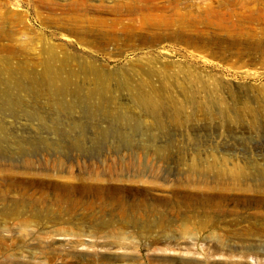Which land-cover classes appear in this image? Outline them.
<instances>
[{
	"label": "rangeland",
	"instance_id": "374dc122",
	"mask_svg": "<svg viewBox=\"0 0 264 264\" xmlns=\"http://www.w3.org/2000/svg\"><path fill=\"white\" fill-rule=\"evenodd\" d=\"M152 5L0 0V194L60 203L0 224V264H264L225 232L264 195V0Z\"/></svg>",
	"mask_w": 264,
	"mask_h": 264
},
{
	"label": "bare ground",
	"instance_id": "6f19581e",
	"mask_svg": "<svg viewBox=\"0 0 264 264\" xmlns=\"http://www.w3.org/2000/svg\"><path fill=\"white\" fill-rule=\"evenodd\" d=\"M165 1L166 2L163 3L162 0H152L153 5L147 8L146 10L151 13L149 16L146 17V20L151 23L152 21L155 20V22L152 23L154 26H158L161 23H170L173 21V18L168 19L166 17L165 12L169 8L170 0H165ZM154 11L158 12L159 15L157 14L152 15V12ZM174 14L175 12L171 11V15L173 16ZM185 18L186 16L182 14V21H184ZM225 18H226V15H225ZM189 22H192V21H189ZM63 84H65V82H63ZM20 149L23 150V147L21 146ZM6 152H7L6 148L0 145V156L5 155ZM23 162H24V159L22 163ZM54 185L56 186V184ZM43 197L44 195L35 196V195H30V194H24L14 201V200H8L7 195L4 192H1L0 201H1V205L4 210L0 212V224H7L9 223L10 220L14 219L20 225L28 227V226H31L32 224L45 223V221L53 222L57 219H60V203L55 202L52 204L53 206H56L57 209H55L51 207V204L50 203L48 204V202H46V200ZM234 201L244 206L241 210L243 212V213L241 212L243 214V217L239 220H236L237 222L235 223H239V224L243 223L244 225L239 228L238 230L239 232L237 234L235 232L233 233L231 230H225V232H230L231 234H234L239 237L245 236L247 238V237L253 236V237H257L258 239H263L264 221L262 220H264V195L241 197ZM121 203L122 202L120 201V206H121ZM95 204L96 203H91L90 210L96 207H99L98 205H95ZM132 208H133V211L137 209L136 207H132ZM254 208H257V209H254ZM65 211L67 213L66 209ZM119 214H120V218L123 221H127L128 223L137 222V217H138L137 214L127 213L125 211H122ZM207 224H209L208 220H207ZM150 226L151 227L157 226L160 229V232L164 234H167L166 231H169L168 229L165 228V226L162 223L156 224L155 222H153L152 224H150ZM1 245H3V243H0V249H2ZM159 260L160 261L157 262L158 264H173V263H169V261L167 260H162V261L161 259Z\"/></svg>",
	"mask_w": 264,
	"mask_h": 264
}]
</instances>
